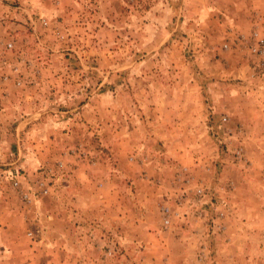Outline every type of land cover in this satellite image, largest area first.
<instances>
[{
	"label": "rangeland",
	"instance_id": "rangeland-1",
	"mask_svg": "<svg viewBox=\"0 0 264 264\" xmlns=\"http://www.w3.org/2000/svg\"><path fill=\"white\" fill-rule=\"evenodd\" d=\"M253 31L264 0H0V264H264Z\"/></svg>",
	"mask_w": 264,
	"mask_h": 264
},
{
	"label": "built area",
	"instance_id": "built-area-1",
	"mask_svg": "<svg viewBox=\"0 0 264 264\" xmlns=\"http://www.w3.org/2000/svg\"><path fill=\"white\" fill-rule=\"evenodd\" d=\"M239 39L241 41H244L243 43L247 44V49L249 51V54L253 57H258L260 59V66L264 69V36H262L258 31L251 32L248 36L240 35ZM8 48L12 47V44H7ZM227 48V45L224 46ZM224 121L226 119H223ZM198 197H201L203 194V191L201 188L197 189Z\"/></svg>",
	"mask_w": 264,
	"mask_h": 264
}]
</instances>
